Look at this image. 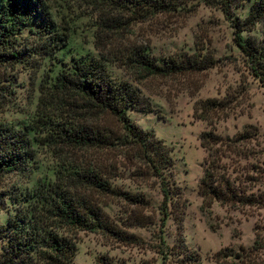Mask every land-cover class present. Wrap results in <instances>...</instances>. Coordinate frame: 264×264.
I'll return each mask as SVG.
<instances>
[{
	"label": "trees",
	"instance_id": "obj_1",
	"mask_svg": "<svg viewBox=\"0 0 264 264\" xmlns=\"http://www.w3.org/2000/svg\"><path fill=\"white\" fill-rule=\"evenodd\" d=\"M86 1L141 18L173 6L168 0ZM208 1L216 4L228 21L231 39L242 54L245 67L264 87V0H251L243 17L231 12V7L243 0ZM117 21L116 17L113 24L103 28H115ZM257 23L263 24L260 37L242 35ZM24 25L38 34L37 42L20 48L16 36ZM67 38V32L53 28L44 0H0V89L5 78L3 70L13 68L20 61L21 51L32 56L49 55L62 48ZM105 62L102 53L71 58L51 79L39 81L33 127L0 123V177L27 168L33 138L29 133L38 127L43 132L42 140L51 144L84 150L88 155L123 153L124 159L133 165L132 176L153 182L158 201L153 205L142 192L120 189L110 181L111 170L96 167L81 154L82 161L69 169H57L52 181H37L26 200L18 194L0 191V207L5 197L15 203L13 212L0 223V264H73V243L57 231L61 225L98 230L137 244L143 242L137 235L116 228L109 220L96 199L103 195L117 197L130 207L127 218L132 226L156 224V234L152 231L154 242L149 244L162 262L199 264L198 254L184 244L180 234L185 200L172 178V157L160 138L128 117V108L144 107L145 101L130 82L112 77ZM122 62L136 69L143 78L189 74L211 65L207 55L181 54L153 59L138 46L129 48ZM225 102V98L197 100L193 114L208 122V114L224 109ZM255 136V127L249 124L233 136L219 135L211 126L199 131L198 144L205 153L196 183L200 208H209L213 201L241 210L264 208V164L250 159L255 153L244 147ZM147 208L154 210L156 219L145 211ZM168 217L175 221L176 229L175 240L170 244L164 241L162 230ZM252 231L249 247L239 245L240 253L225 248L222 257L234 255L242 259V264H256L259 255L264 254V226L254 222ZM222 257L215 260L227 264ZM101 264L109 261L103 257Z\"/></svg>",
	"mask_w": 264,
	"mask_h": 264
},
{
	"label": "rangeland",
	"instance_id": "obj_2",
	"mask_svg": "<svg viewBox=\"0 0 264 264\" xmlns=\"http://www.w3.org/2000/svg\"><path fill=\"white\" fill-rule=\"evenodd\" d=\"M44 1L53 28L68 33L66 44L49 55H26L23 50L20 61L13 68L3 70L0 123L33 127L37 117L39 81L51 79L73 57L102 53L109 74L134 85L145 101L144 107L128 108V117L160 138L172 157V178L185 200L180 234L184 244L198 254L199 264H219L215 259L222 257L221 251L225 248H230L231 253H240L239 245L249 247L253 240V223L264 226V208L241 210L216 201L209 208H200V197L196 193L200 164L205 155L197 135L209 126L222 136H233L247 124L255 127V140L244 147L255 153L250 159L264 164V87L249 74L242 54L231 39L229 23L216 4L208 0H168L173 6L141 18L86 0ZM250 1L243 0L232 6L231 12L243 17ZM116 17L115 28H103L113 24ZM27 26L21 27L16 36L20 48L37 42L38 34L27 30ZM262 33L263 24L257 23L242 35L260 37ZM135 46L157 60L181 54L207 55L211 65L189 74L143 78L136 69L122 62L127 50ZM205 98L226 100L224 109L208 114V122L193 114L194 102ZM29 135L33 137L32 155L27 168L3 174L0 191L18 194L26 200L37 181H52L57 169L76 166L82 161L79 157L83 154L89 163L111 170L110 181L120 189L142 192L153 205L158 201L153 182L132 176L133 165L124 159L123 153L94 152L88 155L84 150L74 151L60 143L51 144L42 140L43 132L38 127H34ZM96 199L116 228L137 235L143 242H129L98 230L58 226L57 231L73 243V264H101L103 257L109 264H173L162 262L149 244L154 242L152 231L156 234V224L132 226L127 218L128 205L107 195ZM21 203L25 205L26 202L21 199ZM14 206L15 203L4 198L0 223L6 221ZM145 211L156 219L154 210L147 208ZM162 230L164 241L172 243L176 229L171 217L166 218ZM223 259L227 264H242L238 256ZM256 264H264V254L259 255Z\"/></svg>",
	"mask_w": 264,
	"mask_h": 264
}]
</instances>
